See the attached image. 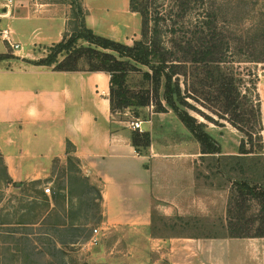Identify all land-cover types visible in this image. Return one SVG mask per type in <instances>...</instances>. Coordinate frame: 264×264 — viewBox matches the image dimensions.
I'll return each instance as SVG.
<instances>
[{
	"label": "crops",
	"instance_id": "obj_1",
	"mask_svg": "<svg viewBox=\"0 0 264 264\" xmlns=\"http://www.w3.org/2000/svg\"><path fill=\"white\" fill-rule=\"evenodd\" d=\"M82 2L86 24L96 33L129 45L140 38L137 13L131 10L130 0ZM5 3V0H0V32L10 31L11 41L21 45L16 52L9 49L0 52L13 55L0 60V154L7 177L17 187L25 182H41L49 178L55 160H67V143L70 142L75 147L73 155L78 158L85 173L96 179L101 193L102 221L97 228L100 229L99 242L101 239L103 242L99 247L90 246V242L95 245L92 242L93 233L89 243L63 246L58 241L54 235L57 226L54 225L53 213L56 206L52 198L45 211L34 215L33 222L17 224L29 227V242L37 249H46L44 252L50 256L49 264L54 261L49 250L61 246L69 254L66 258L72 256L71 252H86L88 249L87 259L100 264L113 262L114 259L128 261L127 256L136 264H264V237L207 238L185 235L178 229L183 227L180 218L190 221L189 225L195 221L201 225V218H206L211 226L201 228V231H225L221 227L223 224L215 222L224 221L225 225L228 222L233 183L244 177L259 179L250 178V171L246 175L240 174L235 170V162L217 161L222 156H243L240 145L232 148L221 145L220 153L205 154L191 132L181 137L169 134L162 139L161 145H157V138L149 129L152 145L147 154H140L132 144L131 121L118 120L111 113L109 74L102 71L63 72L53 66L33 63L36 49L51 36L47 25L51 28L56 19L61 18L58 37L63 38L69 19L64 12L68 3L14 0L9 8ZM4 9L7 11L4 12ZM12 23L17 29L12 27ZM1 40L8 43L5 38ZM40 70H49L48 77L53 83H42ZM87 86L92 90L89 93L85 92ZM258 92L264 139V69H260ZM85 96L89 103L99 107V115L91 109L72 108L71 105L77 102L83 103ZM160 115V121L173 117L171 112ZM58 116L66 120L64 126L67 132L49 131V146L40 147V138L46 131L40 127L56 124ZM149 122L151 128L154 127L153 118ZM225 129L229 126L226 125ZM56 145L60 147L57 154L54 153ZM43 159H47L46 164H43ZM243 164L249 168L251 163L247 160ZM257 172L256 175H260L258 169ZM32 199H36L35 195ZM46 217L48 223L44 224L42 221ZM162 219L172 223L171 229L177 233L157 234L156 231L162 230L158 224ZM169 228L165 227L163 231ZM122 230L130 233L127 242L129 253L114 257L119 239L109 237L114 231ZM43 231L49 232L44 234L50 238L48 244L40 240ZM32 234L35 238H31Z\"/></svg>",
	"mask_w": 264,
	"mask_h": 264
},
{
	"label": "trees",
	"instance_id": "obj_2",
	"mask_svg": "<svg viewBox=\"0 0 264 264\" xmlns=\"http://www.w3.org/2000/svg\"><path fill=\"white\" fill-rule=\"evenodd\" d=\"M60 1L68 3L72 15L77 18L74 30L71 34H64L59 42L50 46L45 57L33 63L53 66L55 70L63 72L108 73L110 108L116 119L128 120L121 115L127 114L129 110L136 120H140L144 109L153 105L157 99L155 113L172 109L199 141L203 153L216 155L221 152V144L208 131L207 123L198 120L183 107L188 95L182 83L185 87L190 84L189 90L195 95L200 92L205 96L204 100L209 101L216 111L228 116L227 120L244 134L250 145L246 148V142L242 140L240 154L243 156H222L217 158V161L235 162V170L240 174L246 175L250 171L251 178H259L250 180L244 177L235 181L229 200L228 222L225 225L224 221H220L225 231L218 232L220 235L200 237H264V139L261 102L256 103L248 93L242 91L241 82L235 77L233 67H227L235 60H227V57L233 54L234 44L226 33L228 27L220 24L219 20L221 15L226 14V9L215 10V0H175L176 15L172 16V12L167 13L166 17L157 9L153 10L150 0H130L131 10L142 18V31L140 38L129 45L99 35L88 27L82 0ZM199 7H205L202 14L193 17L186 25V17ZM81 41H84V44H81ZM257 42L256 39L245 41L241 38L237 48L240 53H244L247 51L246 47L256 49ZM11 57L13 55L10 53L0 54V60ZM253 59L255 60L248 61H260ZM161 96L166 102L165 106L158 100ZM131 140L140 154H147L152 145V134L148 130L133 129ZM74 149L73 144L68 142V164L70 168H75L81 173V169L76 165L79 160L73 155ZM247 160L251 163L249 168L243 164ZM0 162L6 170L1 154ZM257 169L260 175H256ZM63 187L65 186L60 188ZM98 194L101 200L100 190ZM67 196L70 201L74 198L72 193L71 196L55 193L52 198L55 206L59 197L65 199ZM92 205L86 198L81 199L77 211L84 210V207L92 208ZM96 206L97 212L85 216L72 211H60L54 207V225L57 226L54 235L63 246L90 240L93 228H90L89 224H100L102 221L100 203ZM254 207L255 212H249ZM82 216L83 220L80 222ZM48 218L42 223H48ZM162 221L164 227L173 228L169 221ZM180 221L183 227L190 223L181 218ZM46 233L49 232L41 233L40 240L48 244L50 238L44 236ZM44 250L46 249L43 248L40 253L45 254ZM49 251L54 259L51 264H81L77 258L67 259L69 254L62 246L52 247Z\"/></svg>",
	"mask_w": 264,
	"mask_h": 264
},
{
	"label": "rangeland",
	"instance_id": "obj_3",
	"mask_svg": "<svg viewBox=\"0 0 264 264\" xmlns=\"http://www.w3.org/2000/svg\"><path fill=\"white\" fill-rule=\"evenodd\" d=\"M48 1L61 2L60 0ZM150 1L153 3V10L157 9L160 14L166 15L167 13L169 14L173 12V16L177 13L175 0ZM215 2V10L219 11L221 8L226 9V14H224V16L221 15L219 20L222 22H220V24H223L224 26L228 27V31L226 33L234 44V48L232 49L233 54L229 55V57H227V60L229 59L235 61H232V65L229 63L227 67H233L235 77L241 82L239 83L242 87V91L248 93L256 101V103L258 101L261 102L260 93L258 92V84L260 80V69H264V0H215ZM67 5L68 6L64 9V12H67V17L69 19L67 21V31H65L64 34L68 35L73 32L77 22V18L72 15L70 5ZM205 7H199L194 9L190 13V15L186 17V25L191 22L193 17H197L199 16V14H202ZM118 11L121 12V9H118ZM136 18L138 20V34L141 36L142 18L139 14L136 15ZM56 20L57 21L54 25L51 26V28H48L47 25V29H51L49 31L51 36L49 40L43 42L44 45H53V43L55 44L56 42H59L62 39V36L61 38L58 37V30L60 29L59 26L61 24V18ZM14 26H16V24L12 23V27ZM5 27L8 28V26ZM132 27H134V24H132ZM1 33L2 32H0V38L2 39L4 38V34L2 36ZM102 33L107 32L102 31ZM38 35H40V33L36 34V36ZM99 35L102 34L100 33ZM106 37L109 38L110 36L107 35ZM169 37L170 35L168 36V38ZM110 38L112 39V37ZM241 38H243L245 41L256 39L258 41L257 48L250 49L246 47L247 51H245L244 53H240L239 49L237 48V44ZM1 39L0 52L6 51L8 49L10 52H12V50L15 52L19 50L12 48L8 45L9 43H5ZM120 42L125 43L121 40ZM80 43L84 44V41H81ZM44 45L36 49V60L33 61L41 60L49 53L50 47ZM253 58H256V60L260 61H248L255 60ZM48 71L49 70H40L42 79L41 82L44 84L49 82L53 83L52 80H50V78L48 77ZM182 86L184 91L188 95L183 106L184 109L198 120L207 123L208 131L213 137H215V139L218 140L221 145L227 146L228 148H232L234 146L240 145L241 141L243 140L244 142H246V148L250 147L249 143H247V138L244 136V134L241 133L238 129L234 128V126H232V124L227 120L228 116L216 111L215 108L209 103V101L207 102L204 100L205 96H203V94H201L200 92L196 95L195 93L191 92V90H189L191 89L190 84L188 85V87H185V84L182 83ZM91 91L92 90L90 89V87L87 86L85 92L89 93ZM156 100L157 99H155V101L153 102V105H150L149 107L144 109V114L141 118H139L140 121H143L142 130L140 131L152 129L154 137L157 138V145H161L160 143L162 139L164 137L169 136V134H171L172 136L181 137L183 134H187L188 132L190 133V130L184 125L182 120L179 118L178 114L172 109H169L167 112H171L173 117L171 119H167L166 121H160V117L162 116L160 115V113L163 114L166 112H160L157 113L159 115H156V113L154 112L157 109ZM158 100H161L164 106L166 105V102L162 96L161 98L159 97ZM77 103L71 105L72 108H83L87 109V111L91 109L92 111L94 110L97 115H99V107L96 104L89 103L86 96L84 97L83 103ZM121 116L127 118V121L137 119L129 110H127V114L125 113ZM99 118L101 119V115L99 116ZM144 118H153L154 127L151 128L149 120H143ZM57 120L58 122H56V124L50 123L46 124V127H40L41 130H46L43 136L40 135V147L44 148L45 146H49L51 140V137L49 136V131L51 132L56 130L59 134H61L63 131L64 133L67 132V128H65L64 126L66 120L60 119V116H58ZM226 125L229 126V129H225ZM212 129L216 130V132H213ZM59 151L60 147L56 145V148H54V153L57 154ZM42 161L43 164H46L47 159H43ZM76 165L78 168L81 169L82 174L79 173L75 168H70V165L68 164V159L65 161H60L59 159H56L53 164L51 175L49 178L41 180L40 184L25 182L20 187H17L15 183H13V181H11L7 177L6 170L0 162V264H49L50 256L40 253L41 251H43V248L41 249L40 247H38L37 249L32 245V243L25 239L28 238L27 231H31L30 229H27L29 227H24V225L17 224H19V222H33L35 214H38L39 211L43 212L48 208L46 205L48 204L50 198H53V195L55 193L60 192L63 195L69 194L70 196L72 193V195L74 196L72 201L69 200L68 196L65 197V199L64 197H59L56 208L60 211H72L75 214H83V216H85L86 214L92 215L97 212L96 204L99 205L100 203L98 194V183L92 175H88L87 173H85L79 163H76ZM249 177L251 178L252 176ZM86 183L89 184L87 185ZM61 186L65 187L61 189ZM48 187L51 189L50 193H47L45 191V189ZM33 195H35L36 198L34 200L32 199ZM48 198L49 200H47ZM85 198L93 204L92 208L84 207V210L77 211L80 208V200H83ZM255 210L256 208L254 207L249 212H255ZM83 216L79 219L80 222H82ZM201 220V225H197V221H195L196 223H193L192 225H188L186 227H181L178 229H180L185 235L205 236L221 234L218 232L201 231V228L206 229L211 224L206 221V218H201ZM163 223V221H158L159 228L162 230H160L161 232L156 231L157 234L177 233L171 228H169L167 231H163L165 229ZM215 223H217L218 225L221 224L220 221ZM89 226L90 228L92 227L94 230V228L100 225L96 224L95 222H92L89 224ZM118 232H120L119 236H115V234H117ZM129 235L130 233L127 230L117 232L114 231L113 233H111L109 238H113L114 236L116 237V239H119L117 243L118 245L114 250V257H118L123 253H129L127 246ZM30 236L31 238H35L34 234ZM102 242V239L96 245H91L92 243L90 242V246L92 248L99 247ZM87 251L88 249L86 250V252ZM86 252H77L76 250V252H71L72 256L67 258H69V260L70 258H77L79 262H81V264H100L99 262H90V260H88L86 257ZM141 253L142 255H144V251H142ZM127 257L128 261L114 259L113 262H107V264H136L135 262H131L129 260V256Z\"/></svg>",
	"mask_w": 264,
	"mask_h": 264
},
{
	"label": "built area",
	"instance_id": "obj_4",
	"mask_svg": "<svg viewBox=\"0 0 264 264\" xmlns=\"http://www.w3.org/2000/svg\"><path fill=\"white\" fill-rule=\"evenodd\" d=\"M6 3H5V6L7 8H9L10 5L13 4L14 0H5ZM9 31L8 30H4L2 31L1 35L3 36L4 34V38L8 41L9 45L12 47V48H15V49H20L21 48V45L19 43H15V42H12L11 39H10V36H9ZM142 123L143 121H140V120H132L130 122V125H131V128L133 129H139V130H142ZM45 191L47 193H50L51 192V189L48 187L45 189ZM93 237H92V242L93 244H98L99 243V234H100V229L99 228H94L93 230Z\"/></svg>",
	"mask_w": 264,
	"mask_h": 264
},
{
	"label": "water",
	"instance_id": "obj_5",
	"mask_svg": "<svg viewBox=\"0 0 264 264\" xmlns=\"http://www.w3.org/2000/svg\"><path fill=\"white\" fill-rule=\"evenodd\" d=\"M7 10L6 9H4V12H6Z\"/></svg>",
	"mask_w": 264,
	"mask_h": 264
}]
</instances>
